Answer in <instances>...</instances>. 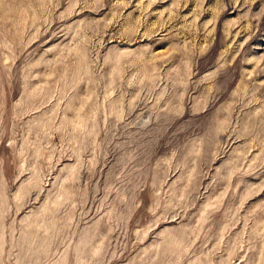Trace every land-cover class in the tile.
Instances as JSON below:
<instances>
[{"label":"rangeland","instance_id":"1","mask_svg":"<svg viewBox=\"0 0 264 264\" xmlns=\"http://www.w3.org/2000/svg\"><path fill=\"white\" fill-rule=\"evenodd\" d=\"M0 264H264V0H0Z\"/></svg>","mask_w":264,"mask_h":264}]
</instances>
